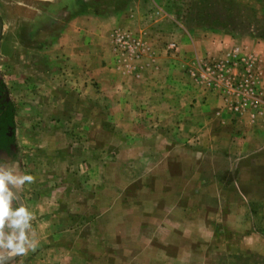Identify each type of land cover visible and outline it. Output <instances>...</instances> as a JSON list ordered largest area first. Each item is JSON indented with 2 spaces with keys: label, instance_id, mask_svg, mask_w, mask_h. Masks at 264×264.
Here are the masks:
<instances>
[{
  "label": "rangeland",
  "instance_id": "374dc122",
  "mask_svg": "<svg viewBox=\"0 0 264 264\" xmlns=\"http://www.w3.org/2000/svg\"><path fill=\"white\" fill-rule=\"evenodd\" d=\"M75 2L0 0V81L15 126L14 157L0 154V176L10 177L0 187L16 217V237L0 257L22 240L11 188L27 228L23 249L4 264H264V0L80 4L101 19L89 59L56 49ZM114 31L139 41L143 60H119ZM170 33L190 37L201 53L177 80L186 75L192 86H182L181 99L208 107L205 124L200 111L187 124L155 119L167 112L159 107L166 96L155 101V53H175L167 48L177 50L175 42L163 41ZM213 34L233 41L212 53ZM69 37L61 38L75 49ZM233 46L256 60L254 110H228L214 73H200ZM239 72L225 77L238 84Z\"/></svg>",
  "mask_w": 264,
  "mask_h": 264
},
{
  "label": "crops",
  "instance_id": "0c3cea01",
  "mask_svg": "<svg viewBox=\"0 0 264 264\" xmlns=\"http://www.w3.org/2000/svg\"><path fill=\"white\" fill-rule=\"evenodd\" d=\"M33 2H50V3H56L59 2V0H30ZM92 3H86V0H76L75 4H77L76 12L78 14H75L73 18L68 20L66 23L63 24V27L61 28V34L59 35V38H57L56 42V49L59 52V54H66L69 55L72 50L74 54H76V58L78 59H89L94 58V52H95V44L94 42L97 39V35L100 33L99 25L100 20H97L96 17L91 16L89 13H86L89 9H84L81 5L83 4L85 7L88 6H95L92 8L94 11L98 10L100 6H96L95 0H91ZM81 4V5H80ZM103 5V4H102ZM122 5V12L127 13L128 5L127 2H125ZM103 7L102 11H106L107 8L105 6ZM106 8V9H105ZM62 8L61 10H63ZM127 10V11H126ZM126 11V12H125ZM80 12H83L80 13ZM89 12H92L89 11ZM122 14V16L124 15ZM64 14V11H63ZM62 14V15H63ZM64 16V15H63ZM171 34V33H170ZM173 39L169 36L168 38H164L163 41H173L177 45V50L175 53L171 55L165 54V52L159 48L158 54L155 53V101H158V97H163V100H160L159 107L163 110L166 109V114H162L163 112H155V119H157V122H167V123H179V124H187L188 121H191L190 113L195 111H200L203 113H200L199 119L197 120L199 124H205L206 117H207V108L199 102L197 103H191L187 99H181L182 97L179 96L178 92L179 90H183L182 86L185 87V92L187 88L191 87V84H185L184 81L189 80L187 76H183V83H180L177 79L178 76L181 74L178 73V71H184L185 66L188 64H191L192 60L194 58H198L201 53L196 52L195 49L192 47L191 43L192 40L190 37L181 38L178 37L176 34H171ZM215 36L214 42H207L206 48L210 50L212 53L215 51H218L219 49L223 48L224 46H227L228 44H231L228 41H233L231 38H222L217 37L219 34H213ZM73 37L76 39L77 44L75 49H72L71 42L68 40V44L66 43V39L68 37ZM61 37H67L65 40ZM69 37V38H70ZM219 38V39H218ZM220 40V41H219ZM93 52V53H92ZM157 52V51H156ZM89 53H92L89 55ZM140 60H143L141 58ZM141 63V61H140ZM146 71V70H144ZM182 73V72H181ZM177 83H180L178 85ZM172 87V89H171ZM179 87V89H177ZM162 89V90H161ZM183 100V101H182ZM216 100V99H215ZM217 101V100H216ZM191 104V105H189ZM213 104L216 105L214 102ZM218 114V113H217ZM216 115V119H217ZM161 117H167L166 119H161ZM240 127H238V130ZM202 130V135L205 134V128L202 126L200 129ZM207 133V131H206ZM239 134H243L239 132ZM2 155V154H1ZM9 162V160H7ZM14 203L10 200V197L6 194V191L0 187V247L1 245H4L5 242L13 243L14 237H16V225H15V216L13 212Z\"/></svg>",
  "mask_w": 264,
  "mask_h": 264
},
{
  "label": "built area",
  "instance_id": "2783aa9c",
  "mask_svg": "<svg viewBox=\"0 0 264 264\" xmlns=\"http://www.w3.org/2000/svg\"><path fill=\"white\" fill-rule=\"evenodd\" d=\"M110 43L112 53L117 56L119 60L121 59L123 63H128L129 66L138 64L142 55L147 53L146 48L142 46L139 41H135L124 31H114L111 33ZM167 48L172 52H176V47L173 43H169ZM246 54L247 55H245V53L243 54L239 47L233 46L226 48L221 57L223 61H217L209 66H205L200 72L202 77L214 73L212 76L213 83H216V85L220 83L219 85H221L222 89L229 94L231 99L228 100L225 98L223 102L227 104V109L234 113L246 109L254 110L257 108V99L255 97L256 60L254 55ZM232 67L240 68L239 73L241 79L238 81V84H232L230 76L227 78L225 77V73L229 75L236 74L229 73Z\"/></svg>",
  "mask_w": 264,
  "mask_h": 264
},
{
  "label": "trees",
  "instance_id": "16d2710c",
  "mask_svg": "<svg viewBox=\"0 0 264 264\" xmlns=\"http://www.w3.org/2000/svg\"><path fill=\"white\" fill-rule=\"evenodd\" d=\"M14 107L8 98L7 90L0 81V154L9 161L15 153ZM18 210V208L16 207Z\"/></svg>",
  "mask_w": 264,
  "mask_h": 264
},
{
  "label": "water",
  "instance_id": "95a60500",
  "mask_svg": "<svg viewBox=\"0 0 264 264\" xmlns=\"http://www.w3.org/2000/svg\"><path fill=\"white\" fill-rule=\"evenodd\" d=\"M11 194L15 198L17 207L20 212V219H21V226H22V240L14 255L9 256V257H0V264H4V263H7L13 260L15 256H17L21 252V250L23 249L25 240H26V235H27V228H26V221H25V216H24L23 205L16 191L13 188H11Z\"/></svg>",
  "mask_w": 264,
  "mask_h": 264
},
{
  "label": "clouds",
  "instance_id": "9594fccd",
  "mask_svg": "<svg viewBox=\"0 0 264 264\" xmlns=\"http://www.w3.org/2000/svg\"><path fill=\"white\" fill-rule=\"evenodd\" d=\"M5 178H10V177L0 176V182H2L3 179H5ZM25 179H31V178L30 177H26Z\"/></svg>",
  "mask_w": 264,
  "mask_h": 264
},
{
  "label": "snow or ice",
  "instance_id": "6c2138e0",
  "mask_svg": "<svg viewBox=\"0 0 264 264\" xmlns=\"http://www.w3.org/2000/svg\"><path fill=\"white\" fill-rule=\"evenodd\" d=\"M0 186H2V182H0Z\"/></svg>",
  "mask_w": 264,
  "mask_h": 264
}]
</instances>
